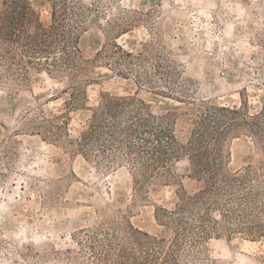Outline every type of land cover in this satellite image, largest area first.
I'll return each instance as SVG.
<instances>
[{"label":"rangeland","instance_id":"1","mask_svg":"<svg viewBox=\"0 0 264 264\" xmlns=\"http://www.w3.org/2000/svg\"><path fill=\"white\" fill-rule=\"evenodd\" d=\"M6 1L56 20L74 62L57 34L50 54L0 40V264H264L190 149L250 177L236 196L264 181V0ZM220 107L261 138L243 124L216 151Z\"/></svg>","mask_w":264,"mask_h":264},{"label":"trees","instance_id":"2","mask_svg":"<svg viewBox=\"0 0 264 264\" xmlns=\"http://www.w3.org/2000/svg\"><path fill=\"white\" fill-rule=\"evenodd\" d=\"M1 6L3 7L1 9L2 11H0V40H2V42L5 44L14 42L21 43L22 46L25 47V53L50 54L51 47L55 44L54 40L56 37L54 35L57 34L61 37V41L64 43L62 51L66 56L64 57L66 61L64 62L65 65L74 62L72 55H70V52L68 51L69 46H71L69 34L64 30L59 31L61 25L59 24L56 26V24H58L56 20L52 26L45 28L39 23L33 24L31 21L32 13L30 12L29 6L26 4L19 2L10 3L3 0ZM52 15L54 19L56 17V12H53ZM31 24L34 25V31L28 32L27 27ZM47 64L58 71V68L61 67L63 63L59 64L58 61L55 60L53 63L47 62ZM107 109L112 111L113 106L109 105ZM115 110L113 112H115ZM205 114V117L201 119L205 129L202 137L204 136V139L208 138V140L212 139L213 145L216 146V151L218 150L223 137L243 124H246L249 127L251 126V133L259 139L261 138L255 121H247L244 119L242 122L243 124L238 121L240 118V112L238 110L228 109L226 107L210 108ZM115 116L117 115H114V117ZM142 121H144L142 125L148 126V120ZM212 127L214 128L215 137H212L210 134ZM113 136L116 138L115 134H113ZM166 138L170 139L172 143L175 142L170 131L166 132ZM201 140L203 141L201 138L196 139V144L198 145L197 148L192 149L191 147L190 149L197 162H199V165H205L208 167L201 172L210 174L213 179L211 189L209 188L208 192L213 195V201L215 204H218L217 199L219 194L218 192L216 193V188L218 187L222 191V195L226 196L227 201L224 203V210L226 211L228 222L236 220L239 223L243 222L244 224H252L253 226H247L249 228L245 229H251L254 231L253 233H259L264 236V234H262V228L258 224L260 216L264 214V181L256 179L257 186L252 187L253 189L245 194L236 196L237 193L244 190V186L248 184L250 177L244 176L240 178L237 177V175H223L221 169L218 167V154H215L212 160L209 161L211 156H208L206 151L201 150L203 147ZM152 147L154 149L152 155L155 156V158L158 154L163 152L159 145H153ZM210 164H212V166H209ZM197 173H200V171ZM202 220L203 218H200V221Z\"/></svg>","mask_w":264,"mask_h":264}]
</instances>
